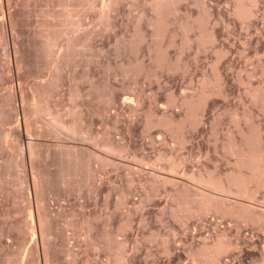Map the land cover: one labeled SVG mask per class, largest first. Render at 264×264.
<instances>
[{
  "label": "rangeland",
  "instance_id": "1",
  "mask_svg": "<svg viewBox=\"0 0 264 264\" xmlns=\"http://www.w3.org/2000/svg\"><path fill=\"white\" fill-rule=\"evenodd\" d=\"M152 1L0 0V264H264V170L197 182L264 151V0Z\"/></svg>",
  "mask_w": 264,
  "mask_h": 264
},
{
  "label": "bare ground",
  "instance_id": "2",
  "mask_svg": "<svg viewBox=\"0 0 264 264\" xmlns=\"http://www.w3.org/2000/svg\"><path fill=\"white\" fill-rule=\"evenodd\" d=\"M165 1L166 0H153L152 1V4L154 5L156 11L158 10L159 14H160L159 11H161L160 10L161 7H164L165 3H167ZM107 5H110V4H107ZM240 12H243V10L240 11ZM244 12H245V10H244ZM247 12H249V11H247ZM247 14H249V13H247ZM58 124H59V122H58ZM59 126H62V125L60 124ZM254 144L255 143H253V146H254ZM258 144H259V142L258 143L256 142L257 147L260 146V145L258 146ZM251 147H252V145H251ZM257 147L254 148V149L249 148V150H247V151L246 150H242L241 148H237L236 149V147H235L234 151L239 156L240 167H239V169H237L234 172L230 173L225 180H223V178H215L213 176H209L207 178L201 177V178L198 179V181L196 179V181L197 182L200 181L201 183L203 182L202 184L209 186L210 187L209 189H211V188L213 189L212 192L214 193V195H218L220 197H223L225 200H229L230 198L225 197L224 194H226V196L233 194L232 196H234V197H237L239 194H242L245 198L249 197V200H250L253 197L255 189H256V188H254V191H253V189H250V187H251L250 184H251V182L253 180L255 181V179L258 178V175H259L258 172L264 170V162H263L264 151H263L262 147L261 148H257ZM232 150H233V148H232ZM80 162H82V161H80ZM176 165L177 164L173 165L172 171H175L174 169L177 168ZM174 166L176 168H174ZM244 167L248 168L250 172H248V173L244 172L243 169H242ZM262 173L264 174V172H262ZM175 174H177V172ZM263 174H261V176ZM190 178H192V176ZM258 182L260 183L261 181L259 180ZM254 183L256 184V182H254ZM259 183H258V185H259ZM259 187H257V188H259ZM209 205H210V203H207L205 206L208 207ZM229 207H230L229 209L225 210L229 214H234V215H237V216H240V217H244L247 220H251V221H256V220H260L261 221V219L264 220V218H263L264 214H261V213H258V212L256 213V211H254V209H252L253 208L252 205H249V203H246L241 209H237V208H235L233 206H229ZM191 208L192 207H190V209ZM186 209H189V208H186ZM193 209H195V208H193ZM235 210H237V211H235ZM230 247H231V245H226V246L222 245L221 246V243H216L215 245H213L214 254L216 255L215 257L219 256V254H221L224 250H226V249H228ZM214 260H215V258H214Z\"/></svg>",
  "mask_w": 264,
  "mask_h": 264
}]
</instances>
